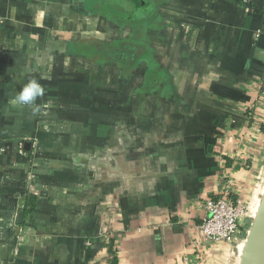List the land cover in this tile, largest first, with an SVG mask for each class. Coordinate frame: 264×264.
I'll use <instances>...</instances> for the list:
<instances>
[{
	"label": "crops",
	"instance_id": "0c3cea01",
	"mask_svg": "<svg viewBox=\"0 0 264 264\" xmlns=\"http://www.w3.org/2000/svg\"><path fill=\"white\" fill-rule=\"evenodd\" d=\"M133 1L0 0V264H239L196 225L264 190V0Z\"/></svg>",
	"mask_w": 264,
	"mask_h": 264
},
{
	"label": "built area",
	"instance_id": "2783aa9c",
	"mask_svg": "<svg viewBox=\"0 0 264 264\" xmlns=\"http://www.w3.org/2000/svg\"><path fill=\"white\" fill-rule=\"evenodd\" d=\"M231 186V180H227L221 196L202 200L204 216L196 229L206 243L232 244L239 233L240 222L245 218L252 220L255 216L258 204L254 211L232 194ZM30 187L31 183H28Z\"/></svg>",
	"mask_w": 264,
	"mask_h": 264
},
{
	"label": "water",
	"instance_id": "95a60500",
	"mask_svg": "<svg viewBox=\"0 0 264 264\" xmlns=\"http://www.w3.org/2000/svg\"><path fill=\"white\" fill-rule=\"evenodd\" d=\"M19 219L21 222V215ZM239 264H264V190L247 232Z\"/></svg>",
	"mask_w": 264,
	"mask_h": 264
},
{
	"label": "clouds",
	"instance_id": "9594fccd",
	"mask_svg": "<svg viewBox=\"0 0 264 264\" xmlns=\"http://www.w3.org/2000/svg\"><path fill=\"white\" fill-rule=\"evenodd\" d=\"M44 92L45 89L39 81L35 78H30L12 96L10 104L13 107L27 108L32 115H36L41 110V106L37 101L44 96Z\"/></svg>",
	"mask_w": 264,
	"mask_h": 264
},
{
	"label": "trees",
	"instance_id": "16d2710c",
	"mask_svg": "<svg viewBox=\"0 0 264 264\" xmlns=\"http://www.w3.org/2000/svg\"><path fill=\"white\" fill-rule=\"evenodd\" d=\"M133 2L136 5L135 13L131 14L129 17H125V15H123V13H122V14L118 15L119 20L126 18L125 20H127V21L129 20L130 22H135L136 24H139L142 22V19H144V18L149 17V20L153 19L152 17L154 14L153 11L155 10V3H151V6L146 8V6H147L146 2H144L143 0H134ZM144 8H146L145 12L143 11ZM149 11H150V13L148 14ZM129 56L134 57V54L132 55L130 53V51L127 50V48L125 49L123 55H120V58H122L121 63L126 67H130V65H131V63L128 61ZM129 59H130V57H129ZM261 90H262V92H264V85H263ZM262 129L264 131V126ZM26 200H27V203H29L33 200V197L31 195H28ZM109 251H110V259H109L108 264H117L116 257L114 255V250H113L111 245L109 246Z\"/></svg>",
	"mask_w": 264,
	"mask_h": 264
},
{
	"label": "rangeland",
	"instance_id": "374dc122",
	"mask_svg": "<svg viewBox=\"0 0 264 264\" xmlns=\"http://www.w3.org/2000/svg\"><path fill=\"white\" fill-rule=\"evenodd\" d=\"M255 211V210H254ZM246 220H250V219H246ZM247 223V222H246ZM246 223H245V225L244 226H246Z\"/></svg>",
	"mask_w": 264,
	"mask_h": 264
},
{
	"label": "bare ground",
	"instance_id": "6f19581e",
	"mask_svg": "<svg viewBox=\"0 0 264 264\" xmlns=\"http://www.w3.org/2000/svg\"><path fill=\"white\" fill-rule=\"evenodd\" d=\"M241 246H243V245H241ZM241 246H240V247H241ZM242 248H243V247H242ZM240 250H241V248H240Z\"/></svg>",
	"mask_w": 264,
	"mask_h": 264
}]
</instances>
